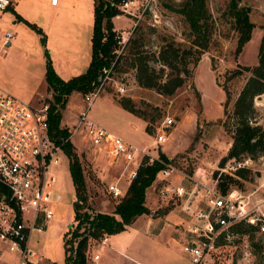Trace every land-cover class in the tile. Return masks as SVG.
Instances as JSON below:
<instances>
[{
	"label": "rangeland",
	"instance_id": "374dc122",
	"mask_svg": "<svg viewBox=\"0 0 264 264\" xmlns=\"http://www.w3.org/2000/svg\"><path fill=\"white\" fill-rule=\"evenodd\" d=\"M58 1L59 8L53 20L52 31L48 33L45 30L46 47L49 51L53 47L62 60L64 50L73 46L80 40L79 38L84 36L86 29L82 27L80 17L84 18L89 15L88 10L92 8L93 0ZM180 2L181 0H155L152 9L155 10L157 16L153 15V11L148 10L138 20L121 13L119 16L115 14L111 16L116 34H121L120 31L125 34L130 30L131 33L125 47L115 52L116 62L111 68L108 79L103 82L100 93L89 108L88 115L114 131H122V135L138 146H147L148 151L140 155L141 161L145 156L154 158L163 152L167 157L172 158L170 163L181 172L191 174L197 170L198 177L202 180L207 179L210 184L214 181L218 189L221 190L218 184L221 181L225 183L227 190L237 189L242 194V198L249 202L257 201L264 198V153L243 154L237 158H227L220 165L219 159L227 153L232 138L222 129L219 119L223 116L226 100L224 86L230 92V103H232L249 74L243 71L242 74L229 78L230 70L238 64L253 65L257 62L258 47L264 30V0H241L242 4L250 7L249 17L254 22V27L248 41L238 54L234 53L237 32L231 23L232 17L226 11L228 0H206L212 18V36L209 47L201 54L196 65L190 62L191 74L186 76L184 82L173 93L166 94L156 87L143 86L137 80V69L133 63L134 56L130 50V38L141 39V49L145 50V54L148 55L147 64L156 69L159 79H166L170 68L163 65L158 57V50L164 43V38H173L181 48L191 45L190 29L183 15L177 10ZM51 13L52 10L48 9L47 23L50 22ZM34 17L36 21L43 19L42 14ZM32 34H34L33 31ZM1 40L2 32L0 31V42ZM5 49L0 53V61L3 59ZM30 51H33L31 47ZM11 53L7 54L8 65L1 69L7 78V84L13 87V91L9 92L31 100L29 89L37 88L41 84V78L22 77L24 64L19 55L13 51ZM41 66L43 69V62L40 63ZM119 86H123L124 90L120 91ZM53 92L51 88L40 101L52 100ZM121 97L131 98L135 108L140 113H146L150 131L145 128L146 119L139 116L145 121L143 125L141 119L130 118L125 108L112 102H118L117 99ZM253 102L255 107L253 120L264 128V92L256 95ZM83 105V93L73 90L61 112V121L69 129ZM166 114L173 116L175 121L166 129L168 131L166 140L160 145H154L153 137L156 126ZM134 126H137V129ZM82 133H73V138L80 147L86 142ZM87 152L88 154L81 152L79 159L89 193L92 196L99 195L100 208L110 209L113 204H116V199L106 191L107 183L96 177V170L100 169L104 176L116 175L120 168L128 173L136 167V159L130 161L124 168L125 163L121 157L114 166L110 164V158L106 153V157L95 153L100 156L93 163L91 158L94 152L90 149ZM238 169H241L240 173L237 172ZM215 171L217 173H214ZM55 173L56 180L52 187L60 199L52 204L53 215L46 222L43 231L33 230L29 236L31 248L41 256L44 264H58L64 260L63 239L69 229L68 223L73 220L72 202L75 191L69 172V160L65 154H61L60 161L55 167ZM180 176L181 174L178 173L173 181L176 182ZM159 178L160 174L157 172L155 179L146 188L145 203L152 209L144 217H139L135 224L136 231L141 232L142 235L138 242L136 241L134 248L136 251L132 255L144 264H191L182 250V244L179 245L177 240H172V236L182 239L181 241H183V236L185 239V231L181 225L168 223L157 233V229L153 230L154 226L147 223L148 219L160 222L159 220L164 218L165 211L182 216L176 202L166 203L158 197L156 183ZM126 181L121 178L120 185L124 186ZM167 221L172 222L171 219ZM75 222L74 220L72 226L76 224ZM143 232L146 234L144 235ZM221 236L223 234L218 236L216 247L206 264H264V235L255 233L253 239L258 242L259 247L253 244L251 236L246 232L237 231L230 233L227 237L226 235L223 238ZM2 248L0 264H16V252L7 250L5 243Z\"/></svg>",
	"mask_w": 264,
	"mask_h": 264
},
{
	"label": "built area",
	"instance_id": "2783aa9c",
	"mask_svg": "<svg viewBox=\"0 0 264 264\" xmlns=\"http://www.w3.org/2000/svg\"><path fill=\"white\" fill-rule=\"evenodd\" d=\"M103 1L116 8V16L127 14L138 20L148 10L157 16L152 9L155 0ZM57 2L50 0L53 5ZM10 4L11 0H0V13ZM120 32L116 34L115 52L125 47L131 30L125 34ZM13 37L14 32L5 29L2 44L8 45ZM116 59L103 67L99 84L83 94L84 105L78 111L70 131L71 134L83 132L91 145L105 151L111 163L120 157L125 165L136 159V167L125 178L128 181L135 176L141 154L148 151V147H139L125 140L119 133L88 115ZM119 90L123 91L124 87L119 86ZM48 115L49 101L46 99L32 103L0 88V241L5 243L7 250L16 252V264H40L33 259L29 236L33 230L44 229L53 215L52 204L60 199L52 186L56 180L55 167L61 154L65 153L49 132ZM174 121L169 114L162 117L156 126L154 145L166 140V129ZM152 159L148 156V161ZM158 172V197L166 203L178 204L182 216L177 224L185 231L182 250L192 264H206L216 247L218 236L225 234L227 237L230 234L227 231L229 226L237 221L245 220L257 225L258 233L264 235V198L249 202L242 198L237 189L222 192L214 181L210 184L207 179L198 177L197 170L191 174L181 172L170 162H166ZM178 173L181 176L174 182V176ZM119 180L120 175L106 184V191L116 201L125 193ZM100 239L104 241L105 235ZM97 257L98 254L93 255V258Z\"/></svg>",
	"mask_w": 264,
	"mask_h": 264
},
{
	"label": "trees",
	"instance_id": "16d2710c",
	"mask_svg": "<svg viewBox=\"0 0 264 264\" xmlns=\"http://www.w3.org/2000/svg\"><path fill=\"white\" fill-rule=\"evenodd\" d=\"M177 10L188 24L191 45L181 48L173 38H164V43L158 50V57L163 65L170 68L166 79H159L156 69L147 64L148 55L141 49V39L130 38V50L134 56L137 80L143 86L156 87L166 94L173 93L184 82L186 76L191 74L190 62L196 65L201 54L209 47L212 36V18L206 0H181ZM226 11L232 17L231 23L237 32L234 53L238 54L248 41L254 27V22L249 17L250 7L242 4L241 0H228ZM115 12L116 8L106 5L103 0H94L89 64L85 71L67 79L62 78L53 66L50 52L46 47V33L35 23L27 22L40 34L44 46L45 79L48 88L54 90L53 99H46L49 101V132L68 157L69 172L75 191L72 206L76 224L65 233L63 239L65 256L63 263L59 264H90V247L97 239L105 234L121 231L138 215L149 213L150 208L145 203L146 188L164 164L172 160L163 152L152 161H148V156H145L137 166L136 174L129 182L123 197L115 201L116 204L111 212L98 211L91 205L79 153L70 139L71 131L68 126L61 125V110L73 90L84 94L95 88L100 82L103 67L110 65L114 59L117 37L111 16ZM243 71L249 74L232 103H230V92L224 86L226 100L219 123L232 140L227 153L219 159L220 165L227 158L264 153V128L253 120L255 113L253 99L264 92V30L258 47L257 62L253 65L238 64L230 70L228 77H235ZM117 100L123 108L147 120L146 113H140L131 98L121 97ZM145 128L150 131L148 120ZM237 172L240 173L241 169ZM218 184L221 191L226 192L225 183L219 181ZM227 231L231 234L237 231L246 232L251 236L253 244L256 247L260 246L253 239L258 232L257 225L240 220L230 225Z\"/></svg>",
	"mask_w": 264,
	"mask_h": 264
},
{
	"label": "crops",
	"instance_id": "0c3cea01",
	"mask_svg": "<svg viewBox=\"0 0 264 264\" xmlns=\"http://www.w3.org/2000/svg\"><path fill=\"white\" fill-rule=\"evenodd\" d=\"M93 5H94V0L91 6L92 8L88 10L89 15H86L84 18L80 17V19L84 23L83 25V23L81 22L82 27L86 29L84 36L79 38L80 40L77 41V43L75 42L73 46H69V48L64 50V52L62 53V56H63L62 60H60L58 53H55L54 48L53 47L50 48L51 50L49 52H50L53 66L56 72L64 79H67L74 74H78V73L85 71L89 64V61L91 58V33H92V27H93ZM58 8H59V1L55 5H53L50 3V0H11V4L3 12L0 13V31L2 32V38H3V33L5 29H11L14 32V37L11 39L8 45L4 46L2 44V40L0 42V53L3 52V49H5V47H8L5 49V54L2 55L3 59L0 61V72H1L0 73V88L1 89L8 91V92L13 91V87L10 84H7L6 82L7 78L5 74L2 73V70H1L3 67L8 65L7 54L13 51L14 53H16V55H19L20 60L24 64L25 69L22 70L23 71L22 77L34 78L35 76H37L38 78H41V84L38 85L37 88L29 89L31 90L30 98L31 100H34V102L32 103H38L41 98H43L44 96L48 94L50 89L48 88V84L45 79L44 46L40 40V34L36 32L27 22L35 23L36 25L40 26L44 32L46 30L48 31V33H51L53 25H54L53 20L55 19L56 14L58 13ZM48 9L52 10V13L50 14L51 19L49 23H47V14H46ZM39 14H42V17H43L42 21H36V17H34ZM32 31L34 34H32ZM87 37H88V40H86ZM46 41H47V34H46ZM30 47L33 50L32 52L30 51ZM41 62H43V65H44L43 69H42V66L40 67ZM35 64H36V67H35ZM40 72H41V75H40ZM31 100H28V101L31 102ZM112 102L120 106L118 102L116 101L115 102L112 101ZM126 111L128 113L127 115H129L130 118L132 119L139 118L142 120V124L143 125L145 124V121L142 118H140L138 115L128 110ZM61 125H65V123L63 124V122L61 121ZM134 128L137 129V126H134ZM114 132L119 133L125 140L129 141L124 135H122V131H114ZM70 138L73 144L75 145L77 152H79V154H81V152L88 154L87 151L89 149L90 151L94 152V156L92 155L91 162L94 163V161L100 156V155H96L95 153L103 154L106 157L104 150L91 145L87 140L85 142V145H82L80 147V145L78 146L75 139L73 138V134L70 135ZM131 143L137 145L134 142H131ZM143 147L145 148L147 146H143ZM118 160H116V162H113V163L110 162V164L115 166L117 165L116 163H118ZM97 163H98V160H97ZM126 166L127 165H124V168ZM130 172L126 173V170L124 171L123 168H120L117 170L116 175L104 176L103 172H101V170L99 169V170H96V177H98L100 181H103L104 183L105 182L108 183V182L114 181L119 175H120V180L121 178L125 179ZM106 177H109V178L106 180L105 179ZM130 181L131 180L126 181L125 185L122 186L125 191ZM86 187L89 193L90 191H89L88 184H86ZM98 197L99 195L92 196L90 194L91 205L96 210L103 211V212H111L114 209V204L112 205L110 209L100 208L98 204L99 203ZM73 200H75V197ZM149 208L150 210L152 209V207H149ZM145 214L146 213H142L138 215L132 221V223L127 225L126 228L123 229L121 232L105 234L104 241H102L100 238L97 239L90 247V255H91L90 264H144L138 259H136L132 254L133 252L136 251L134 250L136 241L138 242V239L142 235L141 232L136 231L135 224L137 220L139 219V217H144ZM164 214H165L164 218L162 220H159L160 222H154L152 221V219L147 220V223H149L150 226L152 227L154 226L153 230L157 229V233L164 226H167L168 223H173L174 225L178 226L177 222L180 220V217H181L179 216L178 213H171L169 211H165ZM168 219H171L172 222L167 221ZM69 223H72V225L74 223V211H73V220ZM179 228L182 229V227H178V229ZM34 231H37V230H34ZM143 234L145 235L146 233L143 232ZM178 234L179 233H177V235ZM172 240H175V241L177 240L179 245L182 244V241H181L182 239H177L172 236ZM183 240H184V236H183ZM144 243H146V240H144ZM2 247H3V243H1L0 241V250L3 249ZM63 250H64V246H63ZM32 251H33V259L39 262L40 264H44L41 256H39V254L35 250L32 249ZM94 254H98V257L93 258ZM153 254L155 253L153 252ZM0 256H2V252H0ZM187 258L191 262L188 256ZM16 259H17V256H16ZM63 261L59 263H63Z\"/></svg>",
	"mask_w": 264,
	"mask_h": 264
},
{
	"label": "water",
	"instance_id": "95a60500",
	"mask_svg": "<svg viewBox=\"0 0 264 264\" xmlns=\"http://www.w3.org/2000/svg\"><path fill=\"white\" fill-rule=\"evenodd\" d=\"M68 227L71 228V227H72V223H69V224H68Z\"/></svg>",
	"mask_w": 264,
	"mask_h": 264
},
{
	"label": "bare ground",
	"instance_id": "6f19581e",
	"mask_svg": "<svg viewBox=\"0 0 264 264\" xmlns=\"http://www.w3.org/2000/svg\"><path fill=\"white\" fill-rule=\"evenodd\" d=\"M60 159L58 160V163H59Z\"/></svg>",
	"mask_w": 264,
	"mask_h": 264
}]
</instances>
